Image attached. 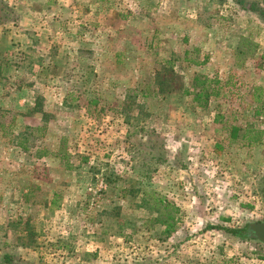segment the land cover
<instances>
[{
	"label": "rangeland",
	"instance_id": "374dc122",
	"mask_svg": "<svg viewBox=\"0 0 264 264\" xmlns=\"http://www.w3.org/2000/svg\"><path fill=\"white\" fill-rule=\"evenodd\" d=\"M1 2L0 264H264V0Z\"/></svg>",
	"mask_w": 264,
	"mask_h": 264
},
{
	"label": "trees",
	"instance_id": "16d2710c",
	"mask_svg": "<svg viewBox=\"0 0 264 264\" xmlns=\"http://www.w3.org/2000/svg\"><path fill=\"white\" fill-rule=\"evenodd\" d=\"M0 15H1L0 21H6V20L11 18V16H10L11 13H10L8 7L6 6L5 3L1 2V0H0ZM203 62H205V60ZM203 62H201L200 64H202ZM195 63L199 64V62H195ZM194 83H195V88L193 89L192 94L197 92V96H199V99L197 100V102L201 108H206V106L209 102V97H212V96L218 97L219 96V90H216L214 87L210 86L211 81H208L207 79L199 80V78L197 77L194 79ZM257 113H260V110H258ZM263 135H264V132L252 131L251 133H249L247 138L244 136V141L248 145H258V144H261ZM23 149H25V147H23ZM150 198L153 201H155L157 204L162 203V201L159 200V198L155 197L154 194H151ZM164 208H167V206H164ZM164 216H165L164 220L159 219L157 222L159 224L164 225L167 230H171L173 227V224L170 221L173 218L171 216H169L167 214V212H165V211H164ZM247 228H248V226L245 229H227V228H220V227H217L216 229L221 230L222 232L229 234L233 238H238L240 240H245V241L249 240L250 241V239L247 236ZM2 263L3 264H12L11 255L5 254L3 256V262Z\"/></svg>",
	"mask_w": 264,
	"mask_h": 264
},
{
	"label": "water",
	"instance_id": "95a60500",
	"mask_svg": "<svg viewBox=\"0 0 264 264\" xmlns=\"http://www.w3.org/2000/svg\"><path fill=\"white\" fill-rule=\"evenodd\" d=\"M247 236L251 241L264 245V223H251L247 228Z\"/></svg>",
	"mask_w": 264,
	"mask_h": 264
},
{
	"label": "built area",
	"instance_id": "2783aa9c",
	"mask_svg": "<svg viewBox=\"0 0 264 264\" xmlns=\"http://www.w3.org/2000/svg\"><path fill=\"white\" fill-rule=\"evenodd\" d=\"M263 264V263H262Z\"/></svg>",
	"mask_w": 264,
	"mask_h": 264
}]
</instances>
